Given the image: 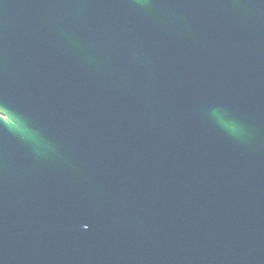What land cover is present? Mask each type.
I'll return each instance as SVG.
<instances>
[{"label": "water", "instance_id": "obj_1", "mask_svg": "<svg viewBox=\"0 0 264 264\" xmlns=\"http://www.w3.org/2000/svg\"><path fill=\"white\" fill-rule=\"evenodd\" d=\"M0 264H264V0H0Z\"/></svg>", "mask_w": 264, "mask_h": 264}, {"label": "snow or ice", "instance_id": "obj_2", "mask_svg": "<svg viewBox=\"0 0 264 264\" xmlns=\"http://www.w3.org/2000/svg\"><path fill=\"white\" fill-rule=\"evenodd\" d=\"M0 117H2V118L5 119V120L7 119V117L4 116L2 112H0Z\"/></svg>", "mask_w": 264, "mask_h": 264}]
</instances>
